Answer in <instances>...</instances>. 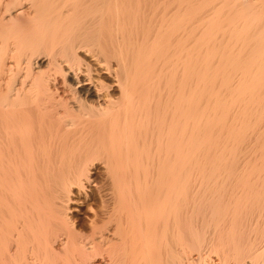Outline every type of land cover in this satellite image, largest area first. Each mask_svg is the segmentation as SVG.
<instances>
[{
  "label": "bare ground",
  "instance_id": "1",
  "mask_svg": "<svg viewBox=\"0 0 264 264\" xmlns=\"http://www.w3.org/2000/svg\"><path fill=\"white\" fill-rule=\"evenodd\" d=\"M0 264H264V0H0Z\"/></svg>",
  "mask_w": 264,
  "mask_h": 264
}]
</instances>
